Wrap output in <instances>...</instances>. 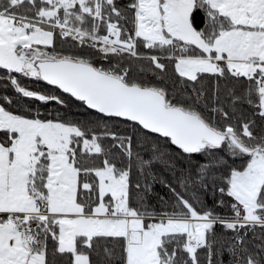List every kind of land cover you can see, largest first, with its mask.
Returning a JSON list of instances; mask_svg holds the SVG:
<instances>
[{
  "label": "snow or ice",
  "instance_id": "6c2138e0",
  "mask_svg": "<svg viewBox=\"0 0 264 264\" xmlns=\"http://www.w3.org/2000/svg\"><path fill=\"white\" fill-rule=\"evenodd\" d=\"M0 89V264H264V0H0Z\"/></svg>",
  "mask_w": 264,
  "mask_h": 264
},
{
  "label": "trees",
  "instance_id": "16d2710c",
  "mask_svg": "<svg viewBox=\"0 0 264 264\" xmlns=\"http://www.w3.org/2000/svg\"><path fill=\"white\" fill-rule=\"evenodd\" d=\"M40 83L43 84V82H40ZM32 86L35 87L34 84ZM2 93H3V90L0 89V94H2ZM73 111H77V109L73 108ZM154 191L163 194V190L161 189V187L159 185L155 186ZM152 203H155V199L154 198L152 199ZM225 259H227V257H225Z\"/></svg>",
  "mask_w": 264,
  "mask_h": 264
}]
</instances>
